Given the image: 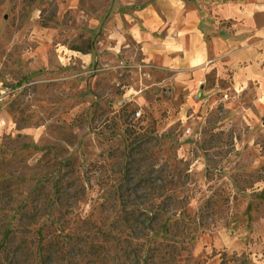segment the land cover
Segmentation results:
<instances>
[{
  "label": "rangeland",
  "instance_id": "rangeland-1",
  "mask_svg": "<svg viewBox=\"0 0 264 264\" xmlns=\"http://www.w3.org/2000/svg\"><path fill=\"white\" fill-rule=\"evenodd\" d=\"M0 98V264H264V0H0Z\"/></svg>",
  "mask_w": 264,
  "mask_h": 264
},
{
  "label": "trees",
  "instance_id": "trees-1",
  "mask_svg": "<svg viewBox=\"0 0 264 264\" xmlns=\"http://www.w3.org/2000/svg\"><path fill=\"white\" fill-rule=\"evenodd\" d=\"M58 201H60V205H61L63 199L59 198ZM66 217L67 215H63L59 213V217L57 218V223H59V225L66 224V221H65ZM127 218L125 219L126 222H127ZM72 223L75 224L76 222L74 221ZM82 224L87 225V222L84 221ZM85 242H87L85 238L81 236H76L75 233L65 234L63 236L60 234L58 235V237H56V239L52 241L51 240L46 241L45 244L38 243L37 248H36V252H38V256H36V254L35 255L33 254V255H30L29 257L33 258L35 263H36V259H38L39 264H69L68 255L73 253V251L77 248V245L81 243H85ZM26 244L28 243L26 241H23L21 244L13 247V251H12L13 258H16V255L18 256L22 253V250H24V246ZM5 249H8V248H5ZM90 249L93 252L90 255L96 256L98 255V253H100L96 251L97 249L96 247L94 248L90 247ZM79 251L81 250L79 249ZM139 252H141L139 251V249L134 251V259ZM140 263L141 262H139L138 264ZM5 264H17V263L14 259H11Z\"/></svg>",
  "mask_w": 264,
  "mask_h": 264
},
{
  "label": "built area",
  "instance_id": "built-area-1",
  "mask_svg": "<svg viewBox=\"0 0 264 264\" xmlns=\"http://www.w3.org/2000/svg\"><path fill=\"white\" fill-rule=\"evenodd\" d=\"M1 99V98H0Z\"/></svg>",
  "mask_w": 264,
  "mask_h": 264
}]
</instances>
